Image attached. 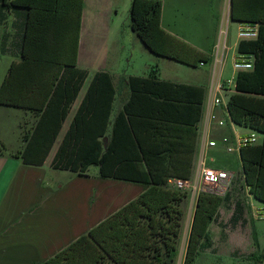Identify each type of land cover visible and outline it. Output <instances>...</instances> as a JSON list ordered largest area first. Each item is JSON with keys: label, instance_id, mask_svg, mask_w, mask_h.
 <instances>
[{"label": "trees", "instance_id": "trees-1", "mask_svg": "<svg viewBox=\"0 0 264 264\" xmlns=\"http://www.w3.org/2000/svg\"><path fill=\"white\" fill-rule=\"evenodd\" d=\"M260 2L258 8H246L245 18L231 9L233 21L257 24L259 35L238 44L237 51L253 54L255 64L253 70L238 73L227 111L230 123L261 136L257 145L242 148L239 156L250 195L264 204V1ZM9 4L26 11V24L21 60L11 65L0 87V105L24 109L37 118L26 135L22 158L26 164L43 165L88 76L76 68L84 0H13ZM162 12L161 0H132L130 26L145 47L194 68L210 63V56L162 28ZM74 68L79 82L68 83L66 71ZM129 86L131 97L114 121L105 150L101 139L107 133L117 92L108 73L95 75L53 168L86 175L95 165L102 178L140 183L146 190L46 264H177L192 194L172 187L170 181L194 176L196 144L188 141L189 136H197L204 90L160 80L156 70L148 78H131ZM221 203L222 197L211 192L196 196L183 264H193L201 252L212 248L209 227ZM255 260L264 264V251Z\"/></svg>", "mask_w": 264, "mask_h": 264}, {"label": "crops", "instance_id": "crops-1", "mask_svg": "<svg viewBox=\"0 0 264 264\" xmlns=\"http://www.w3.org/2000/svg\"><path fill=\"white\" fill-rule=\"evenodd\" d=\"M11 1L13 0H0V59L5 57L9 64L4 75L0 77V87L8 75L11 65L21 60L24 40L26 11L22 8L11 6L9 4ZM161 1L163 3L161 19L162 28L193 47L196 46L195 48L210 56L212 61L205 65L212 64L215 54L214 48L209 53H206L202 49H199V47L186 37V35L177 33L171 24L165 25L164 23L167 5L170 6V8L178 10V8H185V6L182 5L190 2V0ZM260 1L264 0H229L227 29L230 31L231 22L238 24L231 19L232 8H236L237 16L245 18L247 14L246 8H258L259 3H261ZM116 2L117 0H84L82 20L78 25L80 29L76 68L87 71L88 76L77 98L74 99L70 105L68 116L43 165L26 164L22 158V153L27 144L26 135L31 132V128H28L27 125H29V123L32 124V121H30L32 118L34 125L37 118H35L31 112L25 111L24 109L0 105V109L7 110L9 114L13 115L18 125L19 132V136L14 139L16 143H14L12 148L4 147V150L0 149V264H46V262L58 252L89 232L100 222L146 190V186L140 183L102 178L99 176V167L95 165L93 166L98 168V172L95 175H89L88 172L86 175H79L71 171H65L70 174L71 178L63 182L54 179L49 180L48 177L49 170L51 172L64 171L53 168L54 157L79 110L91 82L98 72H106L110 75L117 92L107 133L105 137L101 139L105 150L111 142L114 121L131 97L129 80L131 78L149 77L148 75L128 74L118 80L110 69L113 60L111 58V52L105 43L111 29L108 13L113 10L114 7H117ZM131 4L132 0H124V6H131ZM87 11L89 13L90 26L94 33L100 37L95 41V44L85 52V55L82 56L81 35L86 23ZM73 19L74 17L72 16V21H74ZM174 26L177 27L176 24H174ZM134 34L136 35V33ZM136 37L135 39L138 43V47H144L145 45L140 38L137 35ZM229 43L230 36L227 38L226 46L232 49ZM239 43V40L237 43H234L236 52ZM68 48V56L71 60L74 56L73 39L71 42H68ZM76 71L75 68L66 71L68 83L74 84L75 81L79 82V75ZM238 73L240 72L236 73V77ZM158 78L163 81L194 86L204 90V109L202 118L197 124V136H189L188 141L191 145H193V143L196 144L194 176L192 179L199 182V163L204 146L203 132L206 128L205 103L211 86L173 82L163 78L162 74L159 72ZM119 93L121 98L120 108L115 113V103ZM233 94H235V90L233 93L223 96L224 105L217 111L218 116L227 121V125L222 128L214 125L210 129L211 139L218 141L219 146L206 150L207 165L217 169H225V163H227L229 159L219 156L222 152L227 153L225 145L221 143V140L227 136L233 142L235 137L252 132L229 122L227 102L229 97ZM258 137L261 139L260 135H258ZM232 154L239 155L237 152ZM216 155H218V157ZM49 158L51 159L48 164ZM244 186L247 189L250 202H245L243 197L239 193H236L235 190L226 193V198L222 197V203L214 221L209 227L213 248H215L216 245V240L213 238L212 234L213 224L217 223V220L222 218L226 211H230L231 209L232 212L229 214L228 223L235 225H232V230L228 231L226 234H222L224 239L222 244L227 249L236 243H238L240 247L236 246L235 248H242L245 246L251 247V238H249L247 234L251 235L249 226L252 225L254 217L251 215L252 217L249 218V205H251L252 211H254V206L258 202L250 195L245 182ZM234 214L236 215L235 220L232 219Z\"/></svg>", "mask_w": 264, "mask_h": 264}, {"label": "rangeland", "instance_id": "rangeland-1", "mask_svg": "<svg viewBox=\"0 0 264 264\" xmlns=\"http://www.w3.org/2000/svg\"><path fill=\"white\" fill-rule=\"evenodd\" d=\"M228 1L229 0H190V2L182 5L185 6V8H178V10L170 8V6L167 5L164 19L165 25L171 24L177 33L186 35V37L192 40L199 49H202L206 53L212 51L213 48L215 51L219 48L221 53L225 41H227L228 36H230L229 45L232 46V49L228 52L223 69V81H229L236 77V73L233 70V56L236 53L234 43L238 41V24L231 22L230 31L227 29ZM116 5L117 7H114L113 10L108 13L111 29L105 45L107 44V48H109L113 60L110 69L118 80L128 74L150 76L152 71L156 70L162 74L163 78L173 82L208 85V87L212 85L213 64L201 66L199 68L188 67L157 56L150 52L144 45H142L144 47H138V43L135 39L137 37L130 26L131 6H124V0H117ZM174 24H176L177 27H175ZM81 37L82 56H84L85 52L89 50L100 37L94 33L90 26L88 11ZM8 65V60L2 57L0 59V77L4 75ZM120 99L119 93L115 103V113L120 108ZM30 121H32V124L29 123L27 127L32 129L34 126L33 118L30 119ZM17 136H19L18 125L13 115L9 114L7 110L0 109V149L4 150V147L12 148L14 143H16L14 139H16ZM216 156L218 157V155ZM219 156L229 158L228 162L225 163L224 170L233 174L231 181L221 189L215 191L207 189L204 186H200V189L202 191L212 192L221 197H225L226 193L235 190L236 193H239L243 197L245 202H250V197L244 186L242 163L239 155L222 152ZM50 159L51 158L48 160V164L50 163ZM97 172L98 168L95 166H90L88 169L89 175H95ZM48 177L49 180L54 179L62 182L71 178L70 174L65 171L51 172L50 170ZM195 200L192 194L190 203L187 207V216L177 264H183L184 262ZM261 205L260 203H256L255 206L259 207ZM249 206L248 213L250 215L249 218H251L253 216V211L251 205ZM231 212L232 209L226 211L224 216L219 218L217 223L213 224L212 234L213 238L216 240L215 248L212 247L201 252L193 264H259L256 262L255 258L264 251V220L253 218L252 225L249 226L251 235H247L251 238V247L245 246L239 248V244L236 243L227 249L222 244L224 240L222 234H226L228 231L232 230V227L235 225L228 223L229 214ZM236 246L239 247L235 248Z\"/></svg>", "mask_w": 264, "mask_h": 264}, {"label": "built area", "instance_id": "built-area-1", "mask_svg": "<svg viewBox=\"0 0 264 264\" xmlns=\"http://www.w3.org/2000/svg\"><path fill=\"white\" fill-rule=\"evenodd\" d=\"M259 29L258 25L249 22L238 23V40L250 41L258 38ZM229 48L226 46V41L222 52L219 48L215 51L213 64V81L209 89L208 97L205 103V130L203 132V150L202 157L199 163V182L194 179H173L170 181V185L180 190L190 191L191 194L196 196L202 192L200 186H204L210 190L221 189L224 185L228 184L233 174L224 169H217L207 165V149L217 148L219 146L218 141L211 139L210 129L216 125L218 127H225L227 121L218 116V109L224 105L223 96L234 92L235 81L234 78L229 81H223L222 73L229 52ZM255 64V56L251 53L236 52L233 56V70L235 73L241 71L253 70ZM201 63L200 66H204ZM260 142L258 134L256 132H250L249 134H242L233 140L229 137H224L221 143L225 145L227 153H239L242 148L257 145ZM213 161V160H212ZM208 192V191H207ZM212 193V192H211ZM261 204V203H260ZM253 217L259 220H264V204L257 207L254 206Z\"/></svg>", "mask_w": 264, "mask_h": 264}]
</instances>
